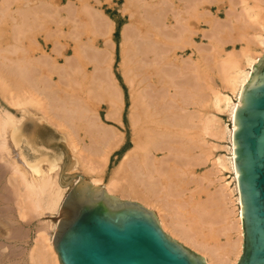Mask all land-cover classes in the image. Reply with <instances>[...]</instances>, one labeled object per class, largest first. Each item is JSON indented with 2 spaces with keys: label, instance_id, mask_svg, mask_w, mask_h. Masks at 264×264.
<instances>
[{
  "label": "bare ground",
  "instance_id": "1",
  "mask_svg": "<svg viewBox=\"0 0 264 264\" xmlns=\"http://www.w3.org/2000/svg\"><path fill=\"white\" fill-rule=\"evenodd\" d=\"M48 1H0V166L3 164L5 174L9 175V180L5 177L8 181H4L15 183L12 185L15 199L9 203L17 206L16 220L61 212L65 198L62 187L70 185L73 179L70 172L76 164L102 177L109 155L128 134L131 148L124 145L127 150L101 190L152 211L169 237L202 256L207 264H236L242 252L243 235L233 157V118L252 66L264 54V0H252V4L250 0H151L145 5L146 12L141 0H129L132 22L138 25L135 42L125 34L124 41L131 42L127 45L132 53L125 51L126 46L121 61L131 102L126 122L124 94L109 78L111 46L106 44V51H99L80 41L89 28L93 36L102 35L97 27L101 21L92 18V8L96 6L89 0H67L64 7L61 0ZM96 4L100 2L97 0ZM212 5L218 10L222 5L228 7L223 24L213 13ZM204 25L212 33L211 64H207L194 44V36L203 32ZM78 29L83 33L77 35ZM238 39L245 41L244 49L239 54L232 52L222 57L224 44ZM74 43L79 44L78 62L82 66L85 62L93 64L95 72L91 75L74 64L67 65L64 74L57 69V60ZM48 47H51L49 51ZM186 49H191L197 58L193 69L178 56L179 51ZM88 51L93 53L91 59L86 55ZM102 52L107 55L101 56ZM105 64L108 68H104ZM187 66L194 71L195 78L187 80L189 75H185H192L186 73ZM177 73L187 79L180 77L182 81H178L174 75ZM53 74L58 75L59 81L68 78V90L79 79L85 84L84 95L73 91L68 95L67 88L45 85L49 82L46 78ZM212 77L227 86L231 97L214 89ZM193 79L196 81L192 82ZM165 88L168 96L162 92ZM101 98L109 106L106 118L120 124L123 132L99 123L97 114L94 115L96 109L89 101ZM208 104L218 109L222 105L231 124L220 126L213 117H205L203 108L209 107ZM190 106L193 111L189 110ZM13 109L16 115L11 113ZM47 123L56 126L66 138L68 161L62 167L61 178L56 173L57 162L44 157V151L34 140L38 124ZM207 135L218 139L228 137V158L215 159L213 166L220 169L201 176L196 174V167L206 164L211 157ZM18 152L23 153L22 162L15 160ZM224 171L232 173L234 186L226 181L228 178H220L218 187L211 193V184L217 182L214 175ZM98 176L91 181L92 186L100 187ZM201 181L209 185L202 186ZM2 186L0 192L7 194ZM6 198L0 195L1 210L4 208L0 238L22 240L26 236H21L15 228L18 221L8 220L12 216L6 211ZM58 219L55 223L47 221L35 231L27 250L30 251L25 254L30 264H59L52 246ZM14 248L12 252L16 253Z\"/></svg>",
  "mask_w": 264,
  "mask_h": 264
},
{
  "label": "water",
  "instance_id": "2",
  "mask_svg": "<svg viewBox=\"0 0 264 264\" xmlns=\"http://www.w3.org/2000/svg\"><path fill=\"white\" fill-rule=\"evenodd\" d=\"M232 143L243 235L236 264H264V54L242 89ZM101 189L79 180L66 194L52 240L59 264H207L152 211Z\"/></svg>",
  "mask_w": 264,
  "mask_h": 264
},
{
  "label": "rangeland",
  "instance_id": "3",
  "mask_svg": "<svg viewBox=\"0 0 264 264\" xmlns=\"http://www.w3.org/2000/svg\"><path fill=\"white\" fill-rule=\"evenodd\" d=\"M42 1L43 2L44 1L49 2L48 0L47 1L42 0ZM98 1L100 2L99 5L96 4L97 0H89V2L93 6H96V7L92 8V18H95L97 21H101L97 25V27L99 28L102 35L93 36L92 34H90V33H92V31H90L91 29L89 28V29H87V33L85 35L81 36L80 41L82 44H84V46H85V44H87L88 46H91L94 49L97 48L99 51H106V48L108 47V46H106V44L111 46L112 50L109 52L107 51L108 54L110 55V58H111V60H110L111 64L109 62L110 65L109 66L107 65L110 69L109 78L111 80H113L114 83H116L115 85H116L117 89H119L120 92L122 91V93L124 94L123 96L126 100V107L123 109L124 110L123 116H124V120L126 122L127 121V113H128L129 108H130L129 106H130L131 102H130L129 86L125 82L126 81L125 76L122 74L123 68H122V62L121 61H123L122 59L124 58V56L122 55V53H124L123 50L126 49V46H128L127 44L128 43L131 44V42L133 40H134L133 42H135L137 39V38H135L134 32H137L136 27L138 24L132 22L133 21V16L131 15L132 14V7L128 3L129 0H98ZM141 1L143 2L144 6L145 5L148 6V3L151 2V0H141ZM36 2L37 1H35V5H39V2H37L38 4ZM61 2L63 4L62 7L66 6L67 0H61ZM249 2H250V4H252V0H250ZM146 6L145 7L142 6V9L144 8L143 10L145 12L147 11ZM212 7H213V13L215 15H217V19L220 21V24H223L226 20V13H227L228 7L226 5H222V7H220L219 10L217 9L216 5H212ZM236 11H238V12L240 11V5L236 6ZM135 12H136V9H135ZM135 16H136V14H135ZM202 29H203V32L201 34H199L198 36H194L195 37L194 38V41H195L194 44L199 47L201 54L203 55V58H206V60H207V64H208V62H210V64H211L210 53L212 52V48H211L210 41L212 40V33L209 32V29L206 25H204V27H202ZM75 31H76L77 35L83 33L82 30H79V29L75 30ZM130 33H132L131 37H130ZM125 34H128V35H126V38H127V36H129V38H127V39L130 40L131 42L129 41V42L125 43V41H124ZM133 34H134V36H132ZM203 34H205V36ZM136 37H137V35H136ZM127 39H126V41H127ZM124 43L126 45H124ZM77 45H79V44H77V43L71 44V46L69 47L70 49L69 48L67 49L65 56L59 57V59L57 60V63H56L57 69L59 70V72L61 71L60 72L61 74H64V68L69 64H71V65L74 64L76 67L75 66H73V67H75L77 69L81 68L88 75H91V73L95 72L94 66L92 63L89 64L88 62H85V64H83V66H82L81 63L78 62V59H80V58H77V53H76ZM244 47H245V41L244 40H241V39H238L236 41L230 40V42L225 43L223 46L224 52L222 54L223 55L222 57H224L225 54H230L232 52L239 54L242 51V49H244ZM130 48L131 47L128 46L125 51L128 52V50H129V53H132V51L130 52ZM50 49H51V47H48L47 51H49ZM107 52H102L103 54H101V53H99V54L101 56H103L105 53H106L105 55H107ZM86 55H87V57H89L91 59L93 56V53L91 51L90 52L88 51V52H86ZM178 56L183 61H185L189 67L191 66L190 67L191 69H193V65H194L193 62H194V60L196 61L197 58H196L195 54L192 53L191 49H188V50L186 49L185 51H179ZM108 61L109 60H107V62ZM107 62H106V64H108ZM131 63H133V62H131ZM106 64L104 65V68L107 67ZM78 65H79V67H78ZM188 68H187V70H188ZM190 68H189L188 72H186V73H191L192 75L191 76H190V74L185 75V76L189 75V79H187V77L183 76V78L185 77L187 80H190V79H192V77L195 76V74L193 73L194 71L191 70ZM174 69H177V68H174ZM190 70H191V72H189ZM62 71H63V73H62ZM176 71H178V69ZM174 75L178 76L180 74L177 73ZM177 76H176V79L178 80V78H179L180 80H178V81L181 82L183 78L181 76H178V77ZM46 81H49V82H46L45 85H50V86L52 85L53 87H60V88H64V89H66L69 85L68 78H65L64 80L59 81V77L57 74H53V75L47 77ZM178 81H176V82H178ZM193 81H196V80L193 79L192 82ZM190 84L192 85V83H190ZM195 86L193 85V87H195ZM213 87L221 95H225V96H229V97H231V95H232L230 90L228 88H226L227 86L225 84L223 85V83L217 77L213 78ZM70 88H71V90H68V88H67V94L68 95L72 94V93H70L72 91L75 93L78 92V93H81L82 95H84L83 92L85 91V84L83 82H80L79 79L78 80L76 79L74 86H71ZM167 91L168 90L165 88V91H162V92H164V94L166 93L165 95L168 96ZM208 93L210 94L209 95V98H210L211 92L208 91L207 94ZM89 104L91 105V107L92 106L95 107L96 113H94V115L97 114L98 121H99V123H101V125H104L105 127H110L112 129L114 128L118 132H123V129H122L120 124H118L115 121L108 120L106 118V116H107L106 114L108 113L109 106H108V103H107L105 98H103V99L101 98L100 101H91L90 100ZM208 105H209V107L203 108L205 117H207V118L213 117L214 120L216 121V124L218 123V125L220 124V126H223V125L226 126V125L231 124L230 123L231 122L230 116H229L228 112H226L222 108V105L220 106V109L210 107L211 106L210 104H208ZM189 110L193 111L192 107ZM10 111L13 115H16V113L14 114V109L10 110ZM17 119H18V117H17ZM202 119H205V118L202 117ZM36 128L38 131L36 132V136L34 137V140L36 138L38 145H39V148L44 151V152H42V154L45 155L44 157H46V156L50 157L51 159H53L57 162L55 169H56V173H58V176L61 178V176L63 175L62 174L63 173L62 167L68 161V157L66 156V152H65V150L68 149V146L65 145L66 138H64V135L62 133H60V130L56 129V126H54L51 123L50 124L47 123L45 126L42 124H38V126ZM205 140L208 143V145L211 146L212 148H211L210 160L206 164L199 166V167H196V169H195L196 174L201 175V176L206 174L207 172H210L213 170H215V172H216L217 171L216 169H220V166H217V165L213 166V161L215 159L220 158V157L223 159H226V156L228 158V151H226V146L227 147L229 146L228 137H227V139H218V138H215V137L213 138V137L207 135V136H205ZM125 141H126V143H125ZM125 141L122 144H119L116 148H114L113 151L111 152V154L109 155L108 161L106 164V168L104 170V173H102V177H99L98 173L90 172V170H88L86 167H84L82 165H78L79 163H77L76 167L73 168V170L70 172V174L73 175V179L71 180L70 185L67 187H62V189H64V197L71 190L72 186L75 184L74 181H76V179L78 181L81 180V177H82L83 181H87V182L91 183V181L93 179L97 178L96 176H98L100 178L99 179L100 181L97 184H99V186L106 185L111 178L112 172L117 168L119 162L122 159L123 154L127 150L124 148V145L126 146V145H128V143L130 144V136L128 134H126V140ZM128 147H129V145H128ZM130 148L131 147H129V149ZM20 155H23V153L18 152V156L15 160H17V161L21 160V162H22L23 157H21ZM70 156L71 157L73 156L72 153H70ZM69 159L71 160L70 157H69ZM0 164H1V162H0ZM2 166H4V165L2 164ZM2 166H0V169ZM5 173H7V172L4 171L3 167H2V169L0 170V178L3 181L1 179H0V181H1V183L3 182V184H4L3 186L8 192H6L7 194H5V192L2 193V191H1L0 195H2L3 197L6 198L8 196V194L10 192H12L9 195L10 197L8 196L6 198V202H8V205L6 207V211L8 209L9 212L8 211L7 212L10 213V216H12V217H9L8 220L14 222L13 220L15 219V223L18 221L17 225H16L17 227L15 226V228L16 229L18 228L17 230L19 231L21 236L23 235L26 237H22V240H20V239H15V240L13 239L12 240L10 238V239H7V241H6V238L4 236H3V238H0V240H2L0 242H2L3 244H6L5 246H2V244L0 243L1 244L0 247L4 248L3 251L0 248V250H1L0 251V262L2 261L0 264H5L6 262H7L6 264H30V262L28 260V255H25V254H28V252L30 251V250L29 251H27V250L32 245V242H33L32 239H34V236L36 234L35 231H37L38 229H41V227H44L47 221H50L51 223H55V221L58 219V217L61 218V212L60 211L59 212H53V213L42 215L41 217H35L33 215L32 217L30 216V217L25 218V219L18 217V220H16L18 210H17V206L14 203H13L14 205L12 204L13 199H15V196L13 195L14 194V192H13L14 187L12 185H15V183L13 182V180L11 183L6 182L9 180V175L5 174ZM2 175H4V176H2ZM5 177L8 180H6ZM224 177L228 178L226 180L227 182L228 181L231 182L233 175L230 171H224L223 173L220 172V174L217 173V175L215 174L214 179H216L217 182H216V184H214L216 186L211 184V188H209L211 193L213 192L212 191L213 189H216L218 187L219 182H220V178H224ZM201 179H203V177H201ZM4 180H6V181H4ZM10 181H11V178H10ZM78 181H76V183ZM4 182L7 183L8 185L7 184L5 185ZM1 183H0V190L2 189ZM205 183H206V181L205 182L203 181L202 186H205L207 184V183L206 184ZM231 183L233 184L234 181ZM9 184H11V187H9L10 186ZM207 185H209V184H207ZM233 186H234V184H233ZM8 188L10 190H8ZM4 194H5V196H4ZM11 197H13V198H11ZM201 197L205 199L204 194H202ZM8 198H9V200H8ZM10 201H12V202L9 203ZM9 205H10V207L8 208ZM11 205H13L14 207L11 208L12 207ZM2 206L3 205L0 206V211H2L0 213L1 219H2L1 216L3 213V209H4V208H2V210H1ZM10 208L12 209V211ZM10 218H14V219H10ZM59 220L60 219H58V221ZM19 229H21L22 233L24 231V233L22 234ZM23 239L25 241H23ZM17 240H20V241H17ZM20 242H22V243H20ZM12 244H14V245H12ZM7 245H9V246L11 245V246L9 247ZM17 246L20 247L19 249H20L21 255H20V253H17V252H19V249ZM14 247L17 248L15 251L16 253L12 252V250H15ZM6 248H7V250H6ZM8 252H10V253H8ZM6 253L9 255L11 254V255L10 256L6 255ZM2 254H4L6 256V259H5V256ZM22 254H24L25 257ZM12 256H14V257L17 256V257L14 258ZM1 258H3V259H1ZM22 259H23V261H22ZM12 260H14V261L10 262Z\"/></svg>",
  "mask_w": 264,
  "mask_h": 264
}]
</instances>
